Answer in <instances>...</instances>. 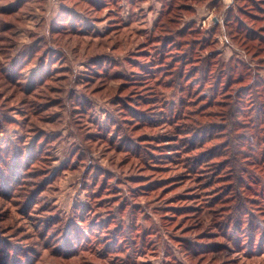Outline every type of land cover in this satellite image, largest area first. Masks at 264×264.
Segmentation results:
<instances>
[{
	"label": "rangeland",
	"instance_id": "1",
	"mask_svg": "<svg viewBox=\"0 0 264 264\" xmlns=\"http://www.w3.org/2000/svg\"><path fill=\"white\" fill-rule=\"evenodd\" d=\"M0 264H264V0H0Z\"/></svg>",
	"mask_w": 264,
	"mask_h": 264
}]
</instances>
